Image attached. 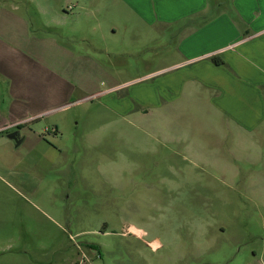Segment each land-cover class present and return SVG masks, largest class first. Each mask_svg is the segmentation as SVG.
<instances>
[{
  "label": "rangeland",
  "instance_id": "1",
  "mask_svg": "<svg viewBox=\"0 0 264 264\" xmlns=\"http://www.w3.org/2000/svg\"><path fill=\"white\" fill-rule=\"evenodd\" d=\"M2 8L29 22L50 66L68 63L51 40L84 62L64 74L65 105L17 127L47 138L37 152L0 139V264H248L264 248V122L229 121L202 87L164 105L174 27L148 25L126 0Z\"/></svg>",
  "mask_w": 264,
  "mask_h": 264
},
{
  "label": "crops",
  "instance_id": "2",
  "mask_svg": "<svg viewBox=\"0 0 264 264\" xmlns=\"http://www.w3.org/2000/svg\"><path fill=\"white\" fill-rule=\"evenodd\" d=\"M126 2L148 25H166L163 31L174 27L172 31L177 32L175 50L180 59L164 69L176 71L177 76L164 77L165 80L161 82L164 92L175 86L176 93L170 99L165 97L162 101L164 105L182 96L187 88L202 87L212 92V102L219 112L226 114L229 121L244 129L264 122V0ZM33 40L37 39L30 35L29 22L20 14L2 8L0 96H8L9 101L0 97V139L11 148L14 143L17 146L29 140L27 144L36 142L33 147L36 149L47 140L43 134L31 128L27 131L29 133L21 134L18 131L17 143L5 131H17V127L24 129L32 121L49 114V111L65 105L66 98H63L66 95H63L67 94L66 86L69 88V84L64 74L76 72L78 63L83 65L84 62L83 55H77L51 40L49 48H59L68 57V65L65 67L55 58L50 66L48 49L45 53L37 54ZM215 55L225 63H213L211 57ZM115 87L111 86L104 92ZM52 101H57L56 105ZM234 102L257 112L243 118L239 112H233ZM31 153L32 150L26 155ZM254 258L256 262H253ZM248 264H264V248L255 250Z\"/></svg>",
  "mask_w": 264,
  "mask_h": 264
},
{
  "label": "trees",
  "instance_id": "3",
  "mask_svg": "<svg viewBox=\"0 0 264 264\" xmlns=\"http://www.w3.org/2000/svg\"><path fill=\"white\" fill-rule=\"evenodd\" d=\"M211 60L213 61V62H215L216 64H224L225 62L221 59V58H219L218 56H212L211 57Z\"/></svg>",
  "mask_w": 264,
  "mask_h": 264
},
{
  "label": "water",
  "instance_id": "4",
  "mask_svg": "<svg viewBox=\"0 0 264 264\" xmlns=\"http://www.w3.org/2000/svg\"><path fill=\"white\" fill-rule=\"evenodd\" d=\"M17 134H18V131H13L9 135H10V137L14 138L17 141V143H19V139L17 138Z\"/></svg>",
  "mask_w": 264,
  "mask_h": 264
},
{
  "label": "flooded vegetation",
  "instance_id": "5",
  "mask_svg": "<svg viewBox=\"0 0 264 264\" xmlns=\"http://www.w3.org/2000/svg\"><path fill=\"white\" fill-rule=\"evenodd\" d=\"M17 130V129H16ZM18 131V130H17Z\"/></svg>",
  "mask_w": 264,
  "mask_h": 264
}]
</instances>
